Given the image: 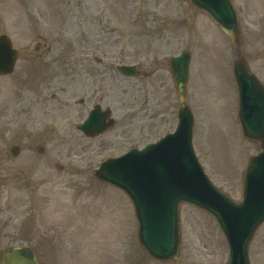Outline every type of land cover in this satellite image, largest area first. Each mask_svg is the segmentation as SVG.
<instances>
[{
  "label": "rangeland",
  "instance_id": "obj_1",
  "mask_svg": "<svg viewBox=\"0 0 264 264\" xmlns=\"http://www.w3.org/2000/svg\"><path fill=\"white\" fill-rule=\"evenodd\" d=\"M234 3L244 52L256 70L264 63V0ZM2 33L20 58L12 74L0 76V153L34 142L47 148L49 160L26 152L0 156V264L7 248L26 244H34L41 264H225L228 246L217 222L191 205L181 210L179 256L153 258L138 241L132 202L94 176L106 157L175 128L180 99L168 62L187 49L197 155L212 181L240 199L249 159L260 146L242 135L233 47L223 30L187 0H0ZM96 52L101 61L92 66ZM121 62H137L149 74L124 76L114 69ZM154 68L151 83L159 86L147 112L141 83ZM80 100L111 107L115 124L86 137L77 128L87 116ZM26 173L35 178L34 197L47 191L44 204L25 189ZM260 254L264 224L251 246L252 259L264 260Z\"/></svg>",
  "mask_w": 264,
  "mask_h": 264
},
{
  "label": "water",
  "instance_id": "obj_2",
  "mask_svg": "<svg viewBox=\"0 0 264 264\" xmlns=\"http://www.w3.org/2000/svg\"><path fill=\"white\" fill-rule=\"evenodd\" d=\"M208 11L232 36L237 35L236 15L230 0H192ZM18 51L8 36H0V73L12 72ZM189 55L184 52L171 61L181 97L180 123L175 133L157 143L137 149L123 157L104 162L96 175L124 188L133 199L139 221V238L148 250L161 259L178 254L179 204L191 202L213 214L230 245L229 264H249L248 246L257 227L264 221V90L249 76L243 62L235 65L241 91V120L247 136L261 142L263 152L254 156L245 179V198L233 202L206 177L192 146L193 117L186 106L185 88ZM126 73L133 67L120 66ZM109 123L92 111L80 127L95 134ZM4 264H38L30 248H11Z\"/></svg>",
  "mask_w": 264,
  "mask_h": 264
},
{
  "label": "flooded vegetation",
  "instance_id": "obj_3",
  "mask_svg": "<svg viewBox=\"0 0 264 264\" xmlns=\"http://www.w3.org/2000/svg\"><path fill=\"white\" fill-rule=\"evenodd\" d=\"M80 102H81L82 105H84V102L85 101L80 100ZM13 147H14V145L5 147L3 149V151H4L5 154L1 152L0 153V156L3 154V155H6L9 159H13L12 157L9 156V154L14 153L13 152ZM0 149H1V147H0ZM20 152L21 153L26 152L27 154L33 153V154L37 155L39 158H41L42 160H44V159L49 160V152H48L47 148L44 145H37L34 142L26 143L25 146H21V148L19 150V153ZM8 175L9 174H5V173L3 174V176L5 178ZM26 177H27V179H26L27 182H26L25 186H27L28 188H30V191L31 192H35L36 189H34V186H37V185H35L32 182L33 179H34L33 178V175L26 173ZM42 202H43V200H42ZM33 205H35V207H36V204L35 203H33Z\"/></svg>",
  "mask_w": 264,
  "mask_h": 264
}]
</instances>
